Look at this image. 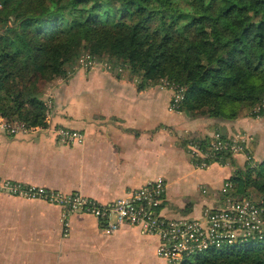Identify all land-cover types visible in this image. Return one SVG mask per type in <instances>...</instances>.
<instances>
[{
    "label": "crops",
    "instance_id": "1",
    "mask_svg": "<svg viewBox=\"0 0 264 264\" xmlns=\"http://www.w3.org/2000/svg\"><path fill=\"white\" fill-rule=\"evenodd\" d=\"M47 94L49 126L11 134L0 121L1 178L78 190L102 203L162 178L158 209L169 217L196 216L205 205L222 203L235 155L233 162L195 166L186 138L207 134V119L169 110L168 90L78 68ZM56 125L80 130L84 140L58 141ZM158 242L138 225L108 231L91 213L0 190V264H165Z\"/></svg>",
    "mask_w": 264,
    "mask_h": 264
},
{
    "label": "trees",
    "instance_id": "2",
    "mask_svg": "<svg viewBox=\"0 0 264 264\" xmlns=\"http://www.w3.org/2000/svg\"><path fill=\"white\" fill-rule=\"evenodd\" d=\"M85 51L127 64L140 85L167 77L183 86L178 109L190 115L264 112V0H0V115L43 124L40 78L64 75ZM245 152L227 189L264 201V157ZM212 158L233 162L228 150ZM180 264H264V230Z\"/></svg>",
    "mask_w": 264,
    "mask_h": 264
},
{
    "label": "built area",
    "instance_id": "3",
    "mask_svg": "<svg viewBox=\"0 0 264 264\" xmlns=\"http://www.w3.org/2000/svg\"><path fill=\"white\" fill-rule=\"evenodd\" d=\"M85 63L93 65L90 58ZM172 86L176 95L171 100V107L177 110L183 98L184 87L178 84ZM0 121L4 129L11 134L42 127L28 125L19 119L7 120L1 115ZM55 132L62 141H83L82 132L76 129L58 127ZM189 142L192 145L188 150L196 155L198 160L208 161L214 156V151L228 150L231 153L239 151L246 155L245 139L238 138L234 141L220 131H217L211 143L200 144L192 140ZM227 183L224 186L225 190L231 185L230 182ZM164 184L162 178L147 181L140 187L129 190L125 196L105 204L78 191L62 193L42 185H27L5 178L0 181V190L27 197L44 198L63 205L66 211L81 209L92 213L106 221L108 231L123 222L138 224L143 230L158 235L160 240L158 253L166 257L167 264H180L189 255L207 248L241 245L262 237L263 200L253 199L252 196L243 197L245 200L227 198L221 208L205 210L206 225H202L198 219H174L161 214L158 208Z\"/></svg>",
    "mask_w": 264,
    "mask_h": 264
},
{
    "label": "rangeland",
    "instance_id": "4",
    "mask_svg": "<svg viewBox=\"0 0 264 264\" xmlns=\"http://www.w3.org/2000/svg\"><path fill=\"white\" fill-rule=\"evenodd\" d=\"M92 60V64H86L85 61L87 62L88 60ZM81 59V61H80ZM78 68H82L85 70H90V69H94V68H98V69H106L110 72H113L119 76H126V77H133L135 78V80L140 81V76H137L136 73L132 72L129 68V66L127 64H124L123 66H121V64L118 62V64H113L112 61H109L107 59H100V57H98L96 54L90 53V52H83L79 55V57L77 58V60L71 64L68 68L67 71L64 75H58L55 77H49V76H42L38 82V87L39 90H41V98L45 99L44 103L46 106V110H45V119H44V123L43 124H36V125H31V126H49L50 124V110H51V101L48 99V94L45 96L44 94L47 92V89L49 86H52L53 83L56 82L57 79L59 78H65L67 77L73 70H76ZM148 82H151L148 81ZM150 84V83H148ZM177 83H175L174 81L168 79L167 77H160L157 82H151V85H155L156 87H158L159 89H165L169 91V102H168V108L169 110L172 111H177L176 109H174L173 107H171V100L172 98L176 95V91L174 90V87L172 85H175ZM45 96V97H44ZM254 109H258V106H255ZM191 117H196V118H206L207 119V134H205L204 136H200L197 137L200 140H202L203 143L208 144L211 143V141L213 140V138L215 137V135L217 134V131L222 132L225 137L231 139V140H236L238 138H243L246 141V145L247 147H250L251 151H252V156L255 160L256 163V159L260 160L261 157H259L260 155H264V112L263 113H258L257 115H249V114H245V112L241 111L235 118L232 119H224V118H218L215 116H209L206 114H197V115H190ZM16 120V119H14ZM58 127H67L64 125H56L54 126V131H56V128ZM70 128V127H67ZM71 129H75V128H71ZM78 130V129H76ZM80 131V130H79ZM55 135L58 139V141L62 140L59 138L58 134L55 132ZM82 137L84 140V133H82ZM193 137L195 136H190L186 139H188L186 146L187 148L190 149V146L192 145L189 141H191L193 139ZM208 137V138H207ZM82 142V141H81ZM189 152V151H188ZM190 156H191V160L193 161V164L195 166H199V167H207L210 163L212 162H217L215 160H213V158H209V161H204V160H198V157L196 155H193V153L189 152ZM232 156L235 155L236 158V162L238 164L239 167L244 168V162L246 161V156L243 152H239V151H233ZM240 156V157H238ZM226 163L229 162V159L225 160ZM219 163V162H218ZM220 164H224V163H220ZM252 175H255L256 170L253 169L251 171ZM4 178L0 177V181H2ZM6 179V178H5ZM228 184L227 182L224 183ZM51 189V188H49ZM224 189V187H223ZM62 193H70L73 191H61L59 189H56ZM229 189L226 190L223 198H222V203L218 204V205H205L204 207H202L201 212L199 215L196 216H181V217H169V218H174V219H185V218H189V219H198L200 221V223L202 225H206V220H205V210L206 209H217V208H221L223 206V204L226 202L227 198L229 199H240V200H245L243 197L245 196H231L229 194ZM74 191H78V190H74ZM164 191H165V184H164ZM80 192V191H78ZM81 193V192H80ZM83 194V193H81ZM85 195V194H83ZM87 196V195H85ZM90 197V196H88ZM39 198V197H36ZM93 198V197H91ZM253 199H259L258 195H253L252 196ZM40 199H44V198H40ZM118 199V198H117ZM228 199V200H229ZM46 200V199H44ZM50 202V201H49ZM53 203V202H52ZM102 203V202H101ZM108 203V202H106ZM105 204V203H103ZM63 208L64 206L61 205ZM65 209V208H64ZM72 211H82L81 209H72L70 212ZM85 212V211H84ZM89 213V212H88ZM92 214V213H91ZM125 223V222H123ZM128 223V222H126ZM129 224H133V223H129ZM134 225H138V224H134ZM139 227H141L140 225H138ZM142 229V228H141ZM145 232H147L146 230H144ZM149 233V232H147ZM155 234V233H153ZM157 235V234H155ZM158 237V235H157ZM159 243L160 240L158 242V245L156 247V253L162 257L165 261V264H167V259L164 255L159 254L158 253V247H159ZM222 249L221 248H217Z\"/></svg>",
    "mask_w": 264,
    "mask_h": 264
}]
</instances>
